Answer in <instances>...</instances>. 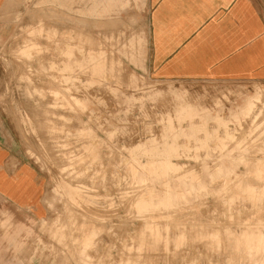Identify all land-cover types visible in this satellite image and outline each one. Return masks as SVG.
I'll use <instances>...</instances> for the list:
<instances>
[{
	"label": "rangeland",
	"instance_id": "obj_1",
	"mask_svg": "<svg viewBox=\"0 0 264 264\" xmlns=\"http://www.w3.org/2000/svg\"><path fill=\"white\" fill-rule=\"evenodd\" d=\"M14 1L0 116L42 210L3 211L8 264H264V83L153 78L149 0Z\"/></svg>",
	"mask_w": 264,
	"mask_h": 264
},
{
	"label": "crops",
	"instance_id": "obj_2",
	"mask_svg": "<svg viewBox=\"0 0 264 264\" xmlns=\"http://www.w3.org/2000/svg\"><path fill=\"white\" fill-rule=\"evenodd\" d=\"M149 2L148 68L153 78L195 83L208 89L232 88L242 82L264 83V0ZM16 10L14 0H0V41ZM237 111L226 117L209 111L212 121L202 122L201 130H207L212 138L225 131L248 130L252 124L238 122L232 116ZM212 157L206 161H215L219 156ZM41 198L42 186L34 168L7 139L0 116V264H8L9 239L17 237L18 232L14 230L13 234L12 229L29 223L27 219H4L3 211L40 215Z\"/></svg>",
	"mask_w": 264,
	"mask_h": 264
}]
</instances>
